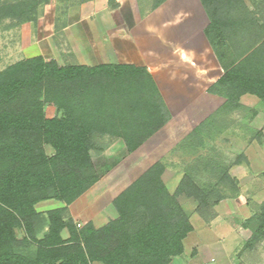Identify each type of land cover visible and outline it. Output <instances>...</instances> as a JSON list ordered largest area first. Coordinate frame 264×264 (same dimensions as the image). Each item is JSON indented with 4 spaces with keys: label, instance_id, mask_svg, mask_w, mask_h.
<instances>
[{
    "label": "trees",
    "instance_id": "16d2710c",
    "mask_svg": "<svg viewBox=\"0 0 264 264\" xmlns=\"http://www.w3.org/2000/svg\"><path fill=\"white\" fill-rule=\"evenodd\" d=\"M50 1L0 0V30L36 22ZM164 1L137 0L142 15ZM200 2L223 69L208 92L222 102L179 143L192 159L175 191L162 180L165 164L156 161L112 200L117 217L100 227H78L68 205L99 179L92 152L116 138L132 152L170 119L151 74L134 64H59L41 55L0 67V264H170L193 229L178 195L192 197L204 221L220 200L238 195L229 167L246 160L213 155L209 126L246 109L244 94L264 104V0ZM73 3L57 0L56 7L65 13ZM45 104L55 114L47 116ZM46 200L63 206L37 211ZM241 225L251 232L250 244L263 240L264 202Z\"/></svg>",
    "mask_w": 264,
    "mask_h": 264
},
{
    "label": "crops",
    "instance_id": "0c3cea01",
    "mask_svg": "<svg viewBox=\"0 0 264 264\" xmlns=\"http://www.w3.org/2000/svg\"><path fill=\"white\" fill-rule=\"evenodd\" d=\"M54 11V8L50 10L53 21ZM64 14L65 22L56 28L51 24L59 44L55 47L57 53L68 49V56L78 64L144 66L170 114V119L132 152L127 151L119 138L100 152H92L99 179L68 205V210L74 222H91L100 227L117 217L112 200L156 161L165 164L162 180L169 192L175 191L184 168L192 159L189 150L178 145L222 102L208 88L222 75L223 69L206 37L209 18L200 0H165L144 15L137 0H84L66 9ZM24 25L29 28L30 23ZM35 55L50 58L42 50ZM240 103L250 110L253 123L264 119V104L257 97L244 94ZM250 125L255 135L264 134V126ZM161 132L167 140H159L158 145L156 137ZM249 146L262 151V156L254 163L247 157L250 167L242 163L229 167L230 175L238 181L239 193L220 200L213 207L212 219L204 221L200 217L192 197L178 195L190 221L191 216L197 215V218L195 223L191 221L193 229L183 240V254L171 257L170 264H264V239L250 244L251 232L241 225L253 212L252 201L264 202V179H258L250 170L264 162V144L253 139ZM197 150L203 151L201 145L198 144ZM168 155L170 159L165 161ZM109 163L119 164V172L107 169ZM46 201L37 203L35 209L44 212L63 206L60 201L50 207L43 206ZM62 234L67 236L65 231ZM212 241L219 244L227 241L229 247L226 250L221 244L218 252L212 251L209 249Z\"/></svg>",
    "mask_w": 264,
    "mask_h": 264
},
{
    "label": "rangeland",
    "instance_id": "374dc122",
    "mask_svg": "<svg viewBox=\"0 0 264 264\" xmlns=\"http://www.w3.org/2000/svg\"><path fill=\"white\" fill-rule=\"evenodd\" d=\"M76 3H78V0H74V3L70 5L69 9L76 5ZM48 4L43 7V11L38 17L37 21L34 23H30L29 28L27 27V25L22 26V24L19 27H14L11 29L2 28L3 30H0L1 68L23 57H30L32 55H35L38 50H42L45 57H55L59 64L73 63L70 55L68 56V49H66L65 51H61V53H57L55 47L59 44H57V38L52 34L53 32L51 30L52 23H54V28H56V26H59L62 24V22L66 21V17L64 20V11L60 9L61 5L59 6V8L56 7L57 0H51ZM53 8L55 10L54 21L50 15V10L53 11ZM58 47L59 49L62 48V46ZM217 105L219 106L220 103H218ZM45 111L47 116H52L53 114H55V108L51 104H45ZM249 115L250 110L243 109L238 110L235 115L229 114L224 118H214L212 124L209 126V130L212 131H210L212 133V140L209 142V145H207V149L212 148V154L214 155L217 152L218 157L226 163L234 161L238 158L240 160L244 158L246 162H242V164L248 167L249 162L247 157H249L250 160H252V162L254 163L256 159L262 156L260 155L262 154V151L256 150L254 146H249V143L254 139L256 141L261 140L264 144V134L262 133V135H255L254 132L250 130V127L252 128V125L250 124H253L255 126H264V119H257L255 120V123H253V120H250ZM156 138L158 141L156 143L158 145H160L159 140H167L166 134H164L163 132L157 135ZM164 147H168V145ZM164 155H166V153ZM169 159V155L164 158L165 161ZM108 165L109 167L107 169H113V172H119V164L116 163L115 166V163H112L111 165L109 163ZM251 169L256 174V177L260 179V171L264 169V162L261 161L260 166L254 165L250 168V170ZM59 203L60 202L56 200H49L42 203V205L50 207L52 206L51 204ZM258 203L259 202L257 201H252V211L256 209V205ZM196 218L197 215L191 216V221L195 223ZM80 224L82 225V223ZM215 244L217 247L215 246ZM221 244L217 243L216 241H212L211 247H209V249L218 252V248L220 247V245L224 249H228L229 246L227 244V241Z\"/></svg>",
    "mask_w": 264,
    "mask_h": 264
},
{
    "label": "built area",
    "instance_id": "2783aa9c",
    "mask_svg": "<svg viewBox=\"0 0 264 264\" xmlns=\"http://www.w3.org/2000/svg\"><path fill=\"white\" fill-rule=\"evenodd\" d=\"M76 225L79 227V226H81V224L80 223H76Z\"/></svg>",
    "mask_w": 264,
    "mask_h": 264
}]
</instances>
